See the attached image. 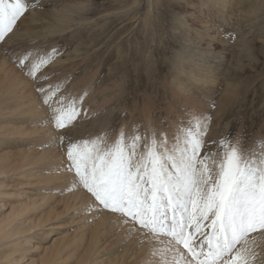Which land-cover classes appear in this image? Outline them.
<instances>
[{
    "label": "rangeland",
    "instance_id": "1",
    "mask_svg": "<svg viewBox=\"0 0 264 264\" xmlns=\"http://www.w3.org/2000/svg\"><path fill=\"white\" fill-rule=\"evenodd\" d=\"M29 2L35 7H29L0 41V66L4 65L0 157L7 159L0 164L4 172L0 187L6 186L2 190L12 194L1 203L7 212L21 192L23 203H35L28 220L34 223L43 217L47 222L40 224L41 230L34 228V238L23 244L24 254L16 257H21V264H27L28 257L47 261L62 238V264H156L153 244L126 227L119 214L89 210L93 199L74 186L73 174L66 171L67 146L103 136L112 142L120 130L131 133L133 129L149 135L167 133L171 140L176 128L195 113L210 117L206 147L208 142L231 138L245 151L255 145L259 152L264 144V0ZM74 3L81 7L73 8ZM208 5L213 8L207 9ZM202 22L209 29L200 45L209 44L212 52H197L192 58L182 47L187 45L184 35L188 36V29L199 30ZM186 25L188 29L182 28ZM190 38L196 42L193 32ZM52 49L57 51L55 59L36 80L14 63L27 51ZM200 65L219 70L215 84L192 81V77L199 79ZM57 85L58 95L84 96L80 115L61 130L54 128L37 91ZM75 202L79 204L73 207ZM53 206L58 211L46 217ZM96 227L99 235L92 243ZM252 237H256L257 253L252 264H264V236L255 232ZM32 246L39 248L37 253Z\"/></svg>",
    "mask_w": 264,
    "mask_h": 264
},
{
    "label": "snow or ice",
    "instance_id": "2",
    "mask_svg": "<svg viewBox=\"0 0 264 264\" xmlns=\"http://www.w3.org/2000/svg\"><path fill=\"white\" fill-rule=\"evenodd\" d=\"M29 7H35L29 0H0V41ZM56 55V49L27 51L14 63L36 80ZM37 91L56 130L80 115L84 96L58 95L59 85ZM209 121L194 113L171 140L133 129L120 130L112 142L103 136L67 146L66 171L93 199L89 210L119 214L153 244L156 264H252L256 258V237L249 236H264V144L259 152L255 145L245 151L239 141L221 138L206 147Z\"/></svg>",
    "mask_w": 264,
    "mask_h": 264
},
{
    "label": "bare ground",
    "instance_id": "3",
    "mask_svg": "<svg viewBox=\"0 0 264 264\" xmlns=\"http://www.w3.org/2000/svg\"><path fill=\"white\" fill-rule=\"evenodd\" d=\"M210 1H216V0H210ZM78 5L79 4L74 3V5H72V6H73V8L78 9V8L81 7V5L80 6H78ZM211 8H213V7L210 6V5L207 6V9H211ZM64 12H65V9H64V11H61V14L60 15H62ZM216 12H218V11H216ZM211 13H213V12H211ZM220 14H223V13L221 12ZM58 16H57V18H59ZM223 22L225 24H227V20H226V17L225 16H224ZM199 25H201V27H200L201 30L200 29L199 30L188 29L189 28L188 25H186L185 27L182 26V28H184V29L186 28V29L189 30L188 36L186 35V33L184 35V38H185L184 41L187 43V45L186 44H183L182 47L184 48V52L185 53L188 52V51L192 53V58H193V54L195 56L197 52H202L205 55L208 54V53H210V52H212V49H210L211 47H210L209 44L208 45H205V47H202L200 45L201 41L203 40V38L205 36V33L208 32V29L209 28H207V26H205L206 24H203V22H202V24H199ZM190 32H193V34L195 35L196 42H194L193 39L190 38ZM207 39H210V37L207 38ZM212 40H214V38H212ZM218 41L220 43L221 42H224L222 39L221 40H218ZM226 44H228V43H226ZM216 47H217V44H216ZM189 59H191V58H189ZM195 66H196V64H195ZM199 67H202V66L200 65ZM2 69H4V65L0 66V70H2ZM204 69H206V73H204ZM216 71H219V70L211 69V68H206L205 67L200 72L201 75L198 76L199 79H197V77H195V78L192 77V79H193L192 81L198 82L199 84H202L204 86H206L208 84L213 85V84H215L216 79H217V74L215 73ZM2 72H5V70H3ZM6 78L7 77L5 75L4 76V79H6ZM183 85L184 84H180V86L182 88L187 89L186 87H183ZM180 89H179V91H180ZM149 121H150V119H149ZM150 131H153V130L150 129ZM26 157L27 156L22 157L23 158V161H24L23 163H26ZM3 160H7V159L5 158ZM3 160H2V157H0V164L3 162ZM22 166L24 167L25 164L24 165L23 164L20 165L19 168L21 169ZM0 171H1L0 174L4 173L3 172V168H1V167H0ZM49 181L50 180H47L45 182L48 183ZM4 187H6V186L3 185V187H0V264H17V263L18 264H21V262H19L21 257L18 258V257H16V255L18 253L24 254V249L22 248L23 247V244H29V242L35 236L31 232H35L36 230H34V228H38L42 222H47V220L42 221V218L43 217H40L38 219V221L37 222H34V223H33V221L28 220L29 215L32 212V209L31 208L34 206L35 203L34 202H25V203H23L21 201V200H23V199H21L22 196H21V194H19L21 192H18L15 195V198H16L17 203H15L12 206H10V209L7 212H5L6 207H5V205H3L1 203V199L4 196L12 195V194H8L5 191H3L2 189ZM42 190L44 192H47L48 191V187L47 186H43L42 187ZM25 193H24V195H25ZM44 199H46V198H44ZM78 204L79 203L75 202L72 205H73V207H75ZM66 205L69 206V204H66ZM57 211H58V209L53 206L50 210L47 211V216L46 217H49L51 214L56 213ZM48 220H49V218H48ZM41 229L42 228H38L37 230H41ZM98 229L99 228L96 227L95 230H94V232H93V234H92V237H91V242L92 243L93 242H96L97 243V236L99 235ZM63 240L64 239H62V238L59 239L58 246L54 249V251L52 252V254H50V256H49V258H48L47 261L46 260L44 261L42 259H40L39 261H34V260H32V258L28 257V261L29 262L27 264H50L51 262L52 263H57V264H62V262L64 260H62L61 254H63L65 252V248H64L65 240L64 241ZM55 241H56V239L52 241L51 245H54L55 244ZM31 249L33 250V252H36V253L39 250L38 247H34V246H32ZM25 256H26V254L24 255V257ZM69 259H70L69 256L65 258L66 261H69Z\"/></svg>",
    "mask_w": 264,
    "mask_h": 264
}]
</instances>
